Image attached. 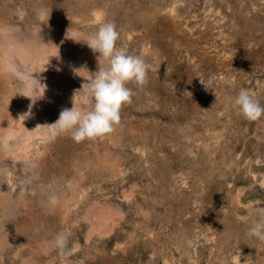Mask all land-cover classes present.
Wrapping results in <instances>:
<instances>
[{
	"label": "rangeland",
	"instance_id": "1",
	"mask_svg": "<svg viewBox=\"0 0 264 264\" xmlns=\"http://www.w3.org/2000/svg\"><path fill=\"white\" fill-rule=\"evenodd\" d=\"M105 22L148 83L77 143L52 124L98 70L83 41ZM241 89L264 106V0H0V264H264L246 234L264 115L240 114Z\"/></svg>",
	"mask_w": 264,
	"mask_h": 264
},
{
	"label": "clouds",
	"instance_id": "2",
	"mask_svg": "<svg viewBox=\"0 0 264 264\" xmlns=\"http://www.w3.org/2000/svg\"><path fill=\"white\" fill-rule=\"evenodd\" d=\"M77 35L76 33L69 35V29L66 31L67 39L81 42ZM118 39L119 32L115 23L105 22L83 41L94 54H99L98 70L89 73L85 68L74 69L77 75L81 70H86L89 74L88 77H84L87 82L75 90L73 107L63 109L58 120L52 124L58 126L63 133H70L71 138L77 143L86 139L103 138L113 133L121 122L122 106L130 104L135 95L128 84L133 83L142 90L148 83L149 66L139 56L118 49ZM77 96L81 98L79 107L75 101ZM229 101L234 103L240 114L249 121H258L264 115V106L246 89H241L235 97H230ZM31 107L30 104L29 112L21 117L26 119L31 114ZM50 203H56L55 196L50 197ZM246 234L264 242V207L259 209L258 219L248 228ZM55 244L63 249L64 236L58 235Z\"/></svg>",
	"mask_w": 264,
	"mask_h": 264
}]
</instances>
